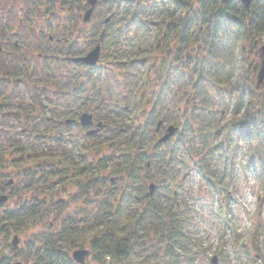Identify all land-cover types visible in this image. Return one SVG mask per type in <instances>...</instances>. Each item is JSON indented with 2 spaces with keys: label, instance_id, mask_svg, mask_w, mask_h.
<instances>
[{
  "label": "trees",
  "instance_id": "trees-1",
  "mask_svg": "<svg viewBox=\"0 0 264 264\" xmlns=\"http://www.w3.org/2000/svg\"><path fill=\"white\" fill-rule=\"evenodd\" d=\"M103 2L110 30L118 32L111 36L118 41L114 63L117 69L124 63L119 70L128 99L126 106L110 104L111 134L94 148L90 190L80 168L73 169L70 144L58 137L57 122L69 112L55 105V86L31 88L41 99L23 101L25 88L15 92L7 84L0 53V136L8 140L0 144V196L6 185L18 184L24 192L15 195L13 187L8 200L17 207L0 206V235L8 240L45 226L28 243L32 264H76L73 252L87 246L98 264H197L198 222L191 203L203 195L180 182L203 179L214 210L215 198L235 179L230 155L241 149L246 158L241 167L261 182L264 194V91L257 89L254 71L260 61H250L251 53L260 56L264 39V0H253L249 11L240 0ZM160 121L178 129L163 145L154 131ZM11 168L26 178L5 183ZM61 180L66 191L77 188L76 201L83 200L88 211L72 214L56 200ZM183 191L184 203L178 201ZM224 207L218 216L232 228ZM239 247L257 264L246 244ZM220 252L225 255L221 247ZM3 255L0 264H13Z\"/></svg>",
  "mask_w": 264,
  "mask_h": 264
},
{
  "label": "flooded vegetation",
  "instance_id": "flooded-vegetation-1",
  "mask_svg": "<svg viewBox=\"0 0 264 264\" xmlns=\"http://www.w3.org/2000/svg\"><path fill=\"white\" fill-rule=\"evenodd\" d=\"M91 1L8 0L6 11L0 15V53L8 72L6 82L16 88L15 92L19 87L25 88V102L41 99L31 88L55 86V105L64 106L69 112L67 118L61 117L57 122L58 137L63 144H70L73 169L80 168L87 190L91 189L89 170L94 165V148L111 134L106 123L110 104L121 107L120 102L128 97L120 84L110 85V79L115 77L111 68L119 71L124 63L118 69L114 63L118 41L111 36L118 32L110 30V19L104 17L103 8L108 10V6L103 1L100 6L98 1L86 21V14L93 7ZM98 46L97 65L84 63L82 59ZM57 113L66 111L58 109ZM84 115L92 117V125L83 126ZM57 147L62 150L64 146ZM57 183L56 188L61 189L63 180ZM71 188V196L77 200V188ZM63 201L58 202L64 205Z\"/></svg>",
  "mask_w": 264,
  "mask_h": 264
},
{
  "label": "rangeland",
  "instance_id": "rangeland-1",
  "mask_svg": "<svg viewBox=\"0 0 264 264\" xmlns=\"http://www.w3.org/2000/svg\"><path fill=\"white\" fill-rule=\"evenodd\" d=\"M102 1L104 0H101V3H99L100 6H102L103 4ZM7 2L8 0H0V15L6 11ZM105 8L106 7L104 6V17L106 18L108 16L106 14L107 10ZM259 46H264V39L261 40V45ZM254 60L258 63L260 61V58H256V56L251 53L250 61ZM111 69L113 75H115L116 78L111 81L110 85L117 87L120 84L122 90L125 92V83L123 81L124 73L120 70H116V68ZM126 103L127 98L125 99V101L120 102V104L124 106H126ZM222 106L223 103H219V105H217L219 109ZM149 111L150 110H148L147 113L143 115L144 122L148 117ZM224 113V116L228 117L229 112ZM155 128L156 123L154 129ZM108 136H110V134ZM107 139L101 142H106ZM5 141L8 143L7 136H0V144ZM230 160L231 162H233L234 160L236 162L234 171L235 179L232 183H230V186L227 188V190L222 191L219 196L215 198V201L217 202L213 201L214 210H212L209 207V203H207L209 202L208 197H210V195L203 179L197 177V179L187 181L186 183L185 181L180 182L184 183V189H190L191 193L203 195L201 201L191 203L194 205V210L196 212V221L198 222V225H196V227L194 228V234L196 235L195 240L200 248L199 250L194 249V256L196 258L197 264H213L214 258L217 259L216 264H251L249 256H245L241 252V249L239 247L242 244H246L251 250L253 259L256 260V263L264 264V194L261 190L262 185L259 180L257 181L252 173H246L244 171V168L241 167L240 164L244 165L243 162L245 161L243 151H241V149H237L234 153H232L230 155ZM58 167H60L59 164ZM183 173H185V170L183 171ZM24 175L25 173L22 170L18 171L15 168H11L9 170V175H7L4 182L7 183V181L10 180L17 181L19 179L26 178ZM119 184L121 186V183ZM6 187L7 191L3 196H7L9 198L13 187V192L15 193V195L19 193L20 195H24V192H21L17 188L19 187L18 184L6 185ZM67 187L69 188L67 189V191L64 188L54 190V197H56V200H64V206H67L65 210H71L72 214L77 211H88L89 208L86 203H77V201H75L76 198L71 196L72 194H74L71 190L72 188L69 186ZM107 190L108 187H103V192L105 194H111V191L109 192V190ZM227 191L230 194V201H228L227 198ZM48 194L49 197L53 196V194L51 193ZM178 201H181L183 203L185 202V191L178 195ZM5 204H7L6 208L9 209L17 207L11 199H9ZM221 204L225 206L224 209L228 210L229 212L227 213L230 218L228 219V222H230L232 228L225 227L224 221L218 216L217 212ZM66 212L67 211H65V213L61 215V219H66ZM225 216L226 215H224V218L227 219ZM52 220L54 221V218H52L50 221ZM59 223L61 222L59 221ZM45 230H47L46 227L42 226V224H39L33 227L27 233L19 234L16 236L15 234H12L8 240L5 238V236L0 235V258L4 256L3 254H5L9 258H13V264H32V259H30L31 262L27 261V255L29 254L28 243L31 239H33V236L35 234H42V232H45ZM15 238H17L16 248L15 246H13ZM220 247L222 248V250L224 249V256H221L222 254L220 252ZM85 249L90 250L88 246ZM85 264L98 263L94 262L92 256L90 255V257L86 259Z\"/></svg>",
  "mask_w": 264,
  "mask_h": 264
},
{
  "label": "water",
  "instance_id": "water-1",
  "mask_svg": "<svg viewBox=\"0 0 264 264\" xmlns=\"http://www.w3.org/2000/svg\"><path fill=\"white\" fill-rule=\"evenodd\" d=\"M229 1L231 0H222V3L227 4ZM240 1L244 4V6L249 11L253 0H240ZM91 3L93 7L96 5L95 0H92ZM92 12L93 10H90L86 14V18H85L86 21L90 19ZM99 57H100V46L97 47L93 52H91L86 58L82 59V61L88 65H96L99 61ZM260 58L262 62H261V67L257 75V88L263 87L264 89V46L260 48ZM257 69H258V66L255 67V71ZM82 124L84 127H88L89 125H92V117L90 115H84L82 118ZM175 132H176V129L174 127H170L167 130V134L162 139H160L159 143L163 144V143L168 142L170 138L175 134ZM154 191H155V185L152 184L150 186V195H153ZM7 201H8L7 196H0V205L5 204ZM13 245L16 248L17 238H15ZM90 255H91L90 250H87V249L77 250L72 254V259L77 264H85L86 259L89 258ZM213 263L216 264V259H214Z\"/></svg>",
  "mask_w": 264,
  "mask_h": 264
}]
</instances>
